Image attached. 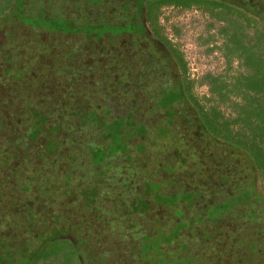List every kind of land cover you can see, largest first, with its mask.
<instances>
[{
	"label": "rangeland",
	"instance_id": "1",
	"mask_svg": "<svg viewBox=\"0 0 264 264\" xmlns=\"http://www.w3.org/2000/svg\"><path fill=\"white\" fill-rule=\"evenodd\" d=\"M144 1L0 0V99L9 116L0 135L18 131L0 152V264L32 263L29 248L61 227L83 233L75 244L85 264H264V181L252 182L246 154L206 136L175 92L178 78L162 74V52L138 46L153 38ZM256 1L247 3L264 11ZM159 23L191 78L231 80L243 70L237 58L227 63L224 21L170 5ZM113 69L123 90L106 87ZM52 71L66 73L61 90ZM194 92L216 103L206 82ZM90 93L96 98H84ZM219 105L234 114L231 102ZM23 151L15 165L7 159Z\"/></svg>",
	"mask_w": 264,
	"mask_h": 264
},
{
	"label": "trees",
	"instance_id": "2",
	"mask_svg": "<svg viewBox=\"0 0 264 264\" xmlns=\"http://www.w3.org/2000/svg\"><path fill=\"white\" fill-rule=\"evenodd\" d=\"M248 1L244 3V6H238V4L222 0H145L142 22L144 30L153 37L148 43L159 53L162 52L160 58H158L166 68L165 73L162 74L171 73L172 70L176 73L175 76L178 78L179 83L176 86L175 92L180 95L182 104L184 106L187 105L188 110L204 125L206 136L213 138L224 147H229V153L236 151L247 155L250 161L252 182H257L258 180L264 181V11H259L255 5L247 3ZM170 5L182 8L194 6L207 12L216 21H224V25L220 28V35L223 38L221 47L224 50V55H226L227 63L230 66L232 59L237 58L243 70L231 76V80H228L225 76H215L209 73L205 74L201 80L191 78L182 51L179 46L167 38L159 23L161 8ZM152 13H155V19L153 21L150 20V23H153L157 36H154L153 30L149 25L150 23H148V18L150 19ZM46 18L48 17L46 16ZM51 20L54 21V17ZM23 28H26V26ZM0 33L5 34L3 29ZM142 43L144 44V41ZM58 52L55 51L56 55L59 56ZM57 57L56 60L58 59ZM74 59H76V55ZM136 67L137 69L139 68V77L143 79L144 62H139ZM117 70L108 71L106 87L109 86L115 90H123L126 87L115 86L113 84L117 76V74L114 76L113 74ZM146 71L149 74V70ZM65 74H56L55 71H52L51 76L47 73V77H50L52 84L55 83L56 89L60 88L61 90L64 85L63 77ZM127 76L130 78V75ZM130 80L132 79L130 78ZM59 82H61L60 86H58ZM199 82L207 83L209 91L213 96L212 98L216 102L215 104L210 103V98L199 97L194 92V87ZM132 87L134 86L131 84L130 88L132 89ZM31 89L33 90L32 93H34V88ZM231 95L236 97V100L231 101ZM83 96L84 98H96L91 93ZM10 97H15V95ZM227 101L231 102L233 115H225L219 105ZM83 102L86 105H90L89 101ZM22 104L23 100L19 98L17 102L18 109L15 111L20 112L22 110L20 105ZM5 109L4 100L0 99V122L9 117L5 115ZM14 133L9 137L3 134L0 135V152L10 147V144H12L11 139L17 135L18 131L15 135ZM39 145L42 144L39 143ZM13 151L16 158L15 149ZM30 151L32 153V150ZM23 152H20L19 159H15L14 157L7 159L14 162L13 165H15L19 162L18 160L23 159L25 151ZM197 160L202 161L203 159L199 156ZM2 161L6 160H2L1 157L0 162ZM1 168H4V166ZM208 176L210 177V175ZM1 183L0 181V185H2ZM71 198L69 197V200ZM56 229H62L64 232H60L52 237L50 235L43 239V242L37 244L36 247L32 246L29 248L28 255L30 257L34 256L30 264H39L45 261L51 262V260L55 261L58 258L63 259V262L59 264H85L82 260H77L79 257L82 259V256L77 251L75 244L76 242H80L83 233L80 236L79 233L77 234L70 229H63L62 227ZM6 232L10 233L11 230L8 229V231H2L1 233L4 235Z\"/></svg>",
	"mask_w": 264,
	"mask_h": 264
},
{
	"label": "flooded vegetation",
	"instance_id": "3",
	"mask_svg": "<svg viewBox=\"0 0 264 264\" xmlns=\"http://www.w3.org/2000/svg\"><path fill=\"white\" fill-rule=\"evenodd\" d=\"M138 46H142L143 48H145L146 49V51L148 52V56H150V54H149V52H151V50L153 51L154 49L152 48V45H150L149 43H148V41H146V43L145 44H138ZM142 62H144V61H142ZM139 64V63H138ZM144 66H145V62H144ZM148 67V66H147ZM167 74H169V76L170 77H173V78H175L176 76H175V74L176 73H174V71L172 70L171 71V73H167Z\"/></svg>",
	"mask_w": 264,
	"mask_h": 264
}]
</instances>
